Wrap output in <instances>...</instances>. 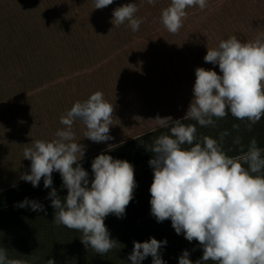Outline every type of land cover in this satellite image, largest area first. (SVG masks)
<instances>
[{
	"label": "clouds",
	"instance_id": "clouds-1",
	"mask_svg": "<svg viewBox=\"0 0 264 264\" xmlns=\"http://www.w3.org/2000/svg\"><path fill=\"white\" fill-rule=\"evenodd\" d=\"M113 2L93 0L94 9ZM146 2L154 5L156 0ZM196 6L203 11L207 0H170L160 21L169 33L176 34L183 26L186 9ZM137 11L136 3L117 7L111 23L119 27L127 22L136 32L144 22L136 17ZM204 62L218 65L222 75L202 67L195 69L193 98L183 119L173 121L159 115L151 119L160 127H168L169 134L160 135L147 149L152 154L149 165L153 170L150 214L158 223L170 220L176 234H183L187 241L199 242L203 255L196 264L209 260L215 264H264V150L253 139L242 155L229 157L222 148L228 132L221 133L219 141L204 136L197 142L196 126L182 123L192 120L201 127H214L216 120L230 113L248 121L247 128L251 130L264 117V33L246 43L235 35L221 40L217 47H207ZM113 111L100 91L83 102H75L60 117L64 127L57 130L55 139L36 140L25 147L23 155L31 161L30 174L20 177L33 187H38L43 178L44 188H51L48 199L55 210L52 222L81 232V243L100 256L118 245L110 238L104 220L110 214L124 217L137 186L134 168L125 160L100 154L92 161L93 179L89 181L80 163L85 147L74 142L73 124L80 121L86 129L85 138L104 143L113 139L109 135ZM233 127L238 129L239 125ZM234 143L240 144L239 138ZM183 145L190 147L185 149ZM53 172L60 174L67 189L63 200L52 187ZM28 206L47 214L43 205L35 201L25 199L18 205ZM166 244V240L155 238L143 243L134 241L128 260L141 264L151 256L152 264H166L159 252ZM0 264L25 261L9 259L7 249L0 247ZM46 264L56 262L49 259ZM179 264H192L188 251L179 257Z\"/></svg>",
	"mask_w": 264,
	"mask_h": 264
},
{
	"label": "rangeland",
	"instance_id": "rangeland-1",
	"mask_svg": "<svg viewBox=\"0 0 264 264\" xmlns=\"http://www.w3.org/2000/svg\"><path fill=\"white\" fill-rule=\"evenodd\" d=\"M129 3H136L138 11L135 15L144 22L136 32L120 28L121 38H117L104 18L112 16L117 6ZM169 4L170 0H156L154 5H149L146 0H114L103 9H94L93 0H0V33L12 35L0 37V90L8 87V93L5 89L0 91V109L4 107L8 112L7 126L11 132L7 141L0 142V184L24 182L20 177L30 174L31 164L30 160L24 159L25 147L36 140L50 142L55 139L57 130L64 127L60 117L75 102H83L97 92L92 89V82L86 84L91 81L89 79L85 78L81 87L74 73L57 74L58 65L53 78L48 74L40 77L42 86L32 76L30 82L23 78L17 82L6 78V73L8 76H21L31 71L38 73V50L35 48L42 31L36 30V25L45 18L52 20L54 14L67 9L72 13L65 14L60 21L65 24L75 14L73 11L82 12L78 17L84 19L85 25L66 31L62 29L59 45L60 49L68 50L72 43L70 39L87 42L79 49L69 51L66 59L60 62H75V57L79 56L81 62L87 64L100 57L97 59L102 76L96 81L103 80L102 86L99 83L103 98L114 108L109 131L113 139L94 143L84 137L85 126L76 121L73 124L74 142L84 145L85 156L161 128L151 120L157 115L171 117L173 121L182 120L193 98L195 69L202 67L222 75L218 65L204 62L207 47H217L221 40L233 35L242 43L252 42L264 33V0H207L203 11L198 6L186 9L183 26L176 34L169 33L160 21L162 10ZM71 87L77 88L74 95L64 96ZM228 119L234 117L226 115L215 121L219 129L210 131L212 138L219 141L220 134L228 132L224 124ZM188 121L200 132L205 129L195 121ZM234 141L226 145V155L230 149L234 151L235 147L242 149L250 144H235ZM143 165L148 164L142 163L134 169V174L140 173ZM88 167L91 169V164L85 171ZM53 188L65 189L63 185ZM24 197L20 193L17 198ZM16 205L13 203L9 207Z\"/></svg>",
	"mask_w": 264,
	"mask_h": 264
},
{
	"label": "trees",
	"instance_id": "trees-1",
	"mask_svg": "<svg viewBox=\"0 0 264 264\" xmlns=\"http://www.w3.org/2000/svg\"><path fill=\"white\" fill-rule=\"evenodd\" d=\"M69 12L72 13V11L63 9L60 13L54 14L52 20L48 19L46 21L45 18L39 25H36V30L42 31L39 40L36 41V46L38 47L35 48L38 50V60L36 61V67L39 69L38 73L35 74L32 71L29 73L24 72L21 76L15 74L8 76L6 73L5 76L8 80L17 82L23 78L25 81L30 82L29 79L30 76H32L36 77L38 84L42 86L43 81L40 77L44 74H48L50 78H53V71H55L56 65H58L59 68H57L59 70H57V74H61V72L64 74L74 73V76H76L77 80L81 83V87L86 78L85 80H91L87 81L86 84L92 82L91 87L93 90L103 91L101 87L103 80L100 79L96 81L98 76H102V68L97 59H100V57H97L95 61H87V64L81 62L79 56L75 57V62L69 60H66L64 63L60 62L66 59V54L69 53V51L79 49L81 45L87 42L81 39L79 42L70 39L72 43L68 50H65V48L60 49L59 36L62 34V29L66 31L75 26L85 25L84 19L78 17L79 13L82 12L77 11H73L75 14L71 17L69 23L62 24L60 21L64 19V15ZM104 19L109 25V29L113 30L117 38H121L119 34L120 28L126 27L129 29L127 22L119 27H114L111 23L113 19L112 16ZM3 35L12 37L10 33H0V37ZM81 51L84 52L85 49H81ZM94 51H98V49ZM83 59H86V56H84ZM95 62L96 64H94ZM71 64L73 65L71 66ZM100 82L101 86L99 87ZM57 87L58 89L60 88L58 84ZM97 87H99V89ZM7 88L8 87L3 88L5 89V93H8ZM3 89L0 91L3 92ZM76 89L71 87L66 91L64 96L70 97L74 95L73 93ZM7 115L8 112L6 109L4 107L1 108L0 142L7 141L11 136L10 128L7 126ZM227 115L232 116L229 113ZM182 123L187 125L191 122L184 120ZM224 124L226 126L225 130L229 132L222 142L224 152H226V145L237 138H239L242 144L250 143L255 139L257 146L259 148H264V117L253 125L251 130L247 128L248 121L246 120L241 121L236 118L233 120L228 119ZM233 125H239V128H234ZM217 129H219V127L215 125L214 127H205L203 132L197 130V142L204 136L212 138V133L210 131H216ZM162 134H169L168 127H161L128 140L124 139L118 145L113 144L101 151L85 156L80 162L85 170V167L88 166V164H92V161L98 155L107 154L112 156L113 159L129 162L133 165L134 169L138 168L142 163L148 164L147 166H142L143 169H140V173L134 174L137 186L133 192V199L126 207L124 217L117 218L115 215L110 214L104 220L105 226L110 233V238L117 241L118 245L103 256L97 255L90 248L88 250L85 248L80 241L82 238L81 232L68 229L64 226H57L52 222L55 210L51 207V200L48 199L50 188H44L43 178L38 187H33L31 183L25 181L13 184H10V182L7 184H0V247L7 249L8 258L23 260L25 264H46L49 259H53L56 264H122V262L123 264H131V261L128 260V256L132 253L134 247L133 242L143 243L149 241L150 238H155L157 241H167L166 246H163L159 250L160 256L166 264H179V257L184 251L189 252V259L192 261V264H196L197 261L201 260L203 249L198 241H187L183 234H176L170 220L158 223L155 217L150 214L151 195L149 189L153 182V170L149 165L152 154L147 151V149L152 145L154 140ZM182 147L187 149L190 146L183 145ZM247 148L248 147L242 148L243 151H241L240 147H235L234 151L230 149V153L227 155L229 157H236L244 151H247ZM125 155L126 158H124ZM262 158H264V156H262ZM243 166L245 168L247 167V165ZM86 171L89 174V179L92 180V170L88 167ZM52 180V187L63 185L62 178L58 172L52 173ZM55 189L61 200L67 196L66 188ZM20 193L25 197L22 199L17 198ZM25 199L42 204L47 214L45 215V212L32 211L30 206L25 208L18 207ZM13 203L18 205L9 207V205ZM141 264H152V257H147ZM204 264H215V262L209 260L204 262Z\"/></svg>",
	"mask_w": 264,
	"mask_h": 264
}]
</instances>
